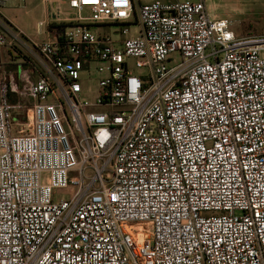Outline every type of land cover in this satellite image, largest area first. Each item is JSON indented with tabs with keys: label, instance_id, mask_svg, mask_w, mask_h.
Segmentation results:
<instances>
[{
	"label": "built area",
	"instance_id": "obj_1",
	"mask_svg": "<svg viewBox=\"0 0 264 264\" xmlns=\"http://www.w3.org/2000/svg\"><path fill=\"white\" fill-rule=\"evenodd\" d=\"M58 1L43 43L0 33L30 55L0 85V264H264V35L206 0Z\"/></svg>",
	"mask_w": 264,
	"mask_h": 264
},
{
	"label": "rangeland",
	"instance_id": "obj_2",
	"mask_svg": "<svg viewBox=\"0 0 264 264\" xmlns=\"http://www.w3.org/2000/svg\"><path fill=\"white\" fill-rule=\"evenodd\" d=\"M142 5H148L156 1L170 2L177 0H140ZM185 2L187 0H179ZM207 9L214 20L226 19L232 24L231 30L239 38L258 37L264 35V0H206ZM5 19L4 22L15 32L22 31L28 40L43 43L47 39V27L40 31V24L43 22H52L62 19L65 16H71L73 11L65 2L58 0H26L21 3L19 0H13L7 8L2 9ZM135 23L132 27V36L139 35V28L136 24V16L132 18ZM121 26H94L93 31L98 33L114 32L121 29ZM28 49L21 44L16 47L4 48V62L9 71H15L17 65L12 62L16 60L12 57V51L17 55V59L25 64L30 59ZM175 60L179 64L181 58L176 56ZM131 66L135 70V60H132ZM136 71V70H135ZM139 74L138 71H136ZM87 79L85 85V101L95 102L99 90V78L94 71L92 77L84 75ZM59 195L67 200L74 196L72 189L59 191Z\"/></svg>",
	"mask_w": 264,
	"mask_h": 264
},
{
	"label": "crops",
	"instance_id": "obj_3",
	"mask_svg": "<svg viewBox=\"0 0 264 264\" xmlns=\"http://www.w3.org/2000/svg\"><path fill=\"white\" fill-rule=\"evenodd\" d=\"M13 1V0H12ZM7 8V7H6ZM5 19L6 17H5V15H4V13H3V11L2 10H0V33H3V34H5V28L7 27V28H9V26H7V24L4 22V20L3 19ZM17 32H19L20 30H16ZM20 32H22V31H20ZM23 33V32H22ZM23 36H24V38H26V39H28L26 36H25V34L23 33ZM16 47V46H15ZM3 53V55H4V49H2L1 51H0V63H2V64H5V62H4V57H2L1 56V54ZM12 57H13V59L14 60H16V62H12L14 65H17V68H16V70L15 71H9V69H8V66H6V70H1L0 69V85H1V80H2V76L5 74V72L7 73V75H11V74H14L15 76H20L21 74H24V72H26V71H28V67L27 66H23V64L21 63V60L19 59H17V55L15 54V52L14 51H12ZM6 65V64H5ZM31 70L32 71H34V72H36L35 73V76H34V78L36 77V75H37V73H39V70L37 69V68H35V67H32L31 68ZM31 71V72H32ZM9 101H10V103H12V104H16V103H18V101H19V97L16 95V94H14V93H12V92H10L9 93Z\"/></svg>",
	"mask_w": 264,
	"mask_h": 264
},
{
	"label": "trees",
	"instance_id": "obj_4",
	"mask_svg": "<svg viewBox=\"0 0 264 264\" xmlns=\"http://www.w3.org/2000/svg\"><path fill=\"white\" fill-rule=\"evenodd\" d=\"M24 66H28V63H25Z\"/></svg>",
	"mask_w": 264,
	"mask_h": 264
}]
</instances>
